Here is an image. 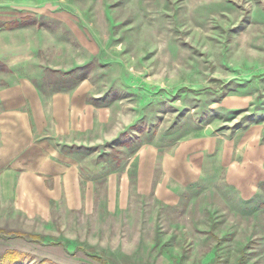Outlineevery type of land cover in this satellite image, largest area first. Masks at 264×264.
Segmentation results:
<instances>
[{
  "label": "rangeland",
  "instance_id": "1",
  "mask_svg": "<svg viewBox=\"0 0 264 264\" xmlns=\"http://www.w3.org/2000/svg\"><path fill=\"white\" fill-rule=\"evenodd\" d=\"M0 100V264H264V0H0Z\"/></svg>",
  "mask_w": 264,
  "mask_h": 264
},
{
  "label": "crops",
  "instance_id": "2",
  "mask_svg": "<svg viewBox=\"0 0 264 264\" xmlns=\"http://www.w3.org/2000/svg\"><path fill=\"white\" fill-rule=\"evenodd\" d=\"M3 105H4L3 102L0 100V107H3ZM0 112H1V109H0ZM1 115L2 114H0V116ZM6 143H8L7 137L2 132V130L0 129V146L5 145ZM31 244L32 243L27 245V243H25V242H20L19 245H17L15 240L14 241L13 240H1L0 241V255L2 257H5L4 255L9 254V253H13L15 251L14 249L19 250L22 247H26V248H22V249H20V251L25 249V251L27 250L26 253L27 252L28 253L33 252L35 247H33V244L32 245ZM50 251H52L53 253H56L55 250H46L45 249V251L42 252V255H44L46 257H48L50 255H55V254H52V252H50ZM63 255H64V257H66V254H63Z\"/></svg>",
  "mask_w": 264,
  "mask_h": 264
}]
</instances>
